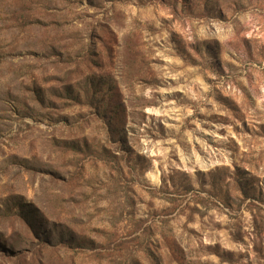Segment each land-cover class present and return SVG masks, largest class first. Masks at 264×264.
Segmentation results:
<instances>
[{
	"label": "rangeland",
	"instance_id": "rangeland-1",
	"mask_svg": "<svg viewBox=\"0 0 264 264\" xmlns=\"http://www.w3.org/2000/svg\"><path fill=\"white\" fill-rule=\"evenodd\" d=\"M0 264H264V0H0Z\"/></svg>",
	"mask_w": 264,
	"mask_h": 264
}]
</instances>
